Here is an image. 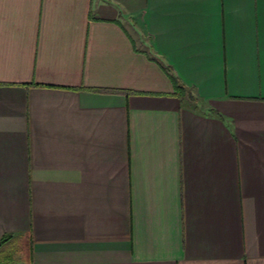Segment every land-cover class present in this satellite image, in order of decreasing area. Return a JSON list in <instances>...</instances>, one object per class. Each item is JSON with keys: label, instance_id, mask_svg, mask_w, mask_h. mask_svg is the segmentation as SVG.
I'll use <instances>...</instances> for the list:
<instances>
[{"label": "crops", "instance_id": "0c3cea01", "mask_svg": "<svg viewBox=\"0 0 264 264\" xmlns=\"http://www.w3.org/2000/svg\"><path fill=\"white\" fill-rule=\"evenodd\" d=\"M2 240L264 264V0H0Z\"/></svg>", "mask_w": 264, "mask_h": 264}, {"label": "trees", "instance_id": "16d2710c", "mask_svg": "<svg viewBox=\"0 0 264 264\" xmlns=\"http://www.w3.org/2000/svg\"><path fill=\"white\" fill-rule=\"evenodd\" d=\"M177 88H178L179 90L181 89V90H182L181 92L184 93V88H183V87L178 86ZM4 241H5V240L0 241V246L4 243Z\"/></svg>", "mask_w": 264, "mask_h": 264}, {"label": "rangeland", "instance_id": "374dc122", "mask_svg": "<svg viewBox=\"0 0 264 264\" xmlns=\"http://www.w3.org/2000/svg\"><path fill=\"white\" fill-rule=\"evenodd\" d=\"M21 246H23L22 244H21ZM1 256V255H0Z\"/></svg>", "mask_w": 264, "mask_h": 264}]
</instances>
